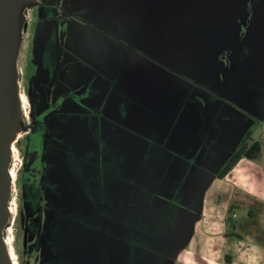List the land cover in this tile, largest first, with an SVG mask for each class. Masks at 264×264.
<instances>
[{
  "label": "rangeland",
  "instance_id": "obj_1",
  "mask_svg": "<svg viewBox=\"0 0 264 264\" xmlns=\"http://www.w3.org/2000/svg\"><path fill=\"white\" fill-rule=\"evenodd\" d=\"M22 1L4 264H130L124 238L151 247L147 264H234L264 245V0ZM87 88L89 114L69 101ZM249 139L261 158L221 178Z\"/></svg>",
  "mask_w": 264,
  "mask_h": 264
},
{
  "label": "bare ground",
  "instance_id": "obj_2",
  "mask_svg": "<svg viewBox=\"0 0 264 264\" xmlns=\"http://www.w3.org/2000/svg\"><path fill=\"white\" fill-rule=\"evenodd\" d=\"M0 5H7L9 8L10 11L9 17L6 21L2 22V25L11 26L13 33L9 40L10 47L8 51L10 52V57L5 60L4 65L0 68V131H1L0 134L9 136L10 121L15 108V101H17L18 99V97L16 96L18 91V82L14 80L13 65H14V57L19 47L18 46L19 28H20V24L22 23V19L19 16V12L24 11L25 5L22 0H0ZM1 151H0V158L2 153L5 152V148L2 147ZM2 184H3L2 175H0V196L2 191L1 188ZM3 220H4V215L2 214L0 208V228L3 224ZM1 247L2 246L0 244V248ZM0 264H4L3 258L1 256H0Z\"/></svg>",
  "mask_w": 264,
  "mask_h": 264
},
{
  "label": "crops",
  "instance_id": "obj_3",
  "mask_svg": "<svg viewBox=\"0 0 264 264\" xmlns=\"http://www.w3.org/2000/svg\"><path fill=\"white\" fill-rule=\"evenodd\" d=\"M237 114H238V112H237ZM236 118L238 119V115H236ZM246 119V121L247 122H250V120L249 119H247V118H245ZM236 119H235V117H234V119H232V121L230 122V123H232V126L234 125V123H236ZM250 140V139H249ZM248 140V141H249ZM248 141H245L244 143H246V142H248ZM243 143V144H244ZM260 143V142H259ZM242 144V145H243ZM261 145V144H260ZM261 153H262V145H261V150H260V152H259V155H258V158L260 159L261 158ZM257 158V159H258ZM256 159V160H257ZM234 169V168H233ZM253 211H251V213H252ZM254 216V215H253ZM135 233L136 232H134V234L133 235H135ZM151 235H152V233H150V237H151ZM242 237V236H241ZM229 238V237H228ZM138 239V238H137ZM137 239H135L136 240V243H134V251L137 253H139V254H142L144 257L142 258V256H141V259H139V258H136V259H134V260H129V262H130V264H147V263H149V261H150V259H145V257L147 256V255H145L144 253H145V250H147V249H150L151 251H152V249H151V247H149V248H144V247H147L146 245H144V244H140L139 243V241L137 240ZM241 239H243V237L241 238ZM130 240H132V239H128V238H124L123 240H121L120 241V244H122V243H125V246L126 245H128L127 243H128V241H130ZM137 242H138V244H137ZM238 242V240L236 239V241H235V243H237ZM129 245H132V244H129ZM125 248V247H124ZM252 251H254V252H252ZM138 253L136 254V255H138ZM150 255V257L153 259V261H155L156 259H155V257H156V253L155 252H150L149 253ZM200 260H201V258H199ZM228 261L229 262H232V263H234V264H264V245H262V244H259V243H257V244H252V248H248V247H246V250H244L243 251V254H242V256L241 257H239L238 259H236V258H233L232 256H229V258H228Z\"/></svg>",
  "mask_w": 264,
  "mask_h": 264
},
{
  "label": "flooded vegetation",
  "instance_id": "obj_4",
  "mask_svg": "<svg viewBox=\"0 0 264 264\" xmlns=\"http://www.w3.org/2000/svg\"><path fill=\"white\" fill-rule=\"evenodd\" d=\"M55 5H57V6H59L60 7V5H59V1L58 0H55L54 2H53ZM46 4V3H45ZM44 3L43 4H41L40 5V7H43L44 5H45ZM252 5H250V7H251ZM45 7H46V5H45ZM27 7L26 6H24V10L26 9ZM43 16V15H42ZM39 18V17H38ZM45 21V17L43 16V17H41L40 19H39V22H42V23H45L44 22ZM44 45V43H43V40L41 39L40 40V44H39V47H40V50H41V54H42V52H45L44 51V47L45 46H43ZM42 57H43V55H42ZM49 74L48 73H46V74H44L43 75V80L44 79H46V80H44V83L46 84V83H50L51 81H49L48 79H49ZM48 81V82H47ZM57 84H58V87H61L62 88V90L61 91H63V90H67V89H71V91H72V88L70 87V86H63L65 83L64 82H61L60 80H58L57 81ZM19 82H18V90H19ZM76 89V88H75ZM18 92V91H17ZM76 92V91H75ZM77 92H80L81 93V95H84L85 93H86V97H81V96H78V95H76L77 97H75L76 98V101H73V100H70L69 99V101H70V104L71 105H73L74 106V104H76V102L78 101V99H79V101H78V103H77V107H75L76 109L77 108H83L82 109V111L81 112H85V108H87V112H88V114L90 113V88H87L86 90H80V89H77ZM76 92V93H77ZM62 94H67V92H64V93H62ZM85 100H86V104H84L83 102H85ZM48 100H47V98H45L44 100H43V109L45 110L44 111V113H45V115H46V113H47V107H48ZM84 106V107H83ZM62 109H63V107H62ZM61 109V110H62ZM79 112H80V110H79ZM78 112V113H79ZM78 113L76 112V111H72L70 114H69V116H68V118L66 119L65 117H64V115H63V111H61V112H59L58 113V115L60 116V117H62V120H70L73 116H77L78 115ZM48 116L46 115V118H47ZM51 120H53V119H51ZM32 131L33 130H31L30 132H28V134H33L34 135V137H35V135H36V133H32ZM60 134H62L63 132H59ZM33 137V138H34ZM32 145H31V147H30V149L29 150H33V143H31ZM58 177V176H57ZM59 177H60V175H59ZM58 177V178H59ZM73 199H76V196L74 195V194H72L71 195V200H73ZM45 208H47V207H45ZM134 243H136V241H130V242H128L127 244H132V245H130L131 247H134L133 245H134ZM120 246L121 247H125V251L127 250V245L125 246V243H122V244H120ZM120 247V248H121ZM138 253V252H137ZM135 251H134V253H133V255H132V257H131V259L130 260H134V259H136L137 257H138V255H139V253H138V255H136L137 254ZM70 254V256H69V262L71 263V264H73V262H74V260L72 259V254L71 253H69ZM122 254H123V252H122ZM134 255L136 256V257H134ZM75 263H77V261L75 262Z\"/></svg>",
  "mask_w": 264,
  "mask_h": 264
},
{
  "label": "trees",
  "instance_id": "obj_5",
  "mask_svg": "<svg viewBox=\"0 0 264 264\" xmlns=\"http://www.w3.org/2000/svg\"><path fill=\"white\" fill-rule=\"evenodd\" d=\"M260 150L261 145L258 141L250 139L248 142L244 143L233 156L231 161L226 165L220 177L224 178L243 158L256 160L258 158Z\"/></svg>",
  "mask_w": 264,
  "mask_h": 264
},
{
  "label": "water",
  "instance_id": "obj_6",
  "mask_svg": "<svg viewBox=\"0 0 264 264\" xmlns=\"http://www.w3.org/2000/svg\"><path fill=\"white\" fill-rule=\"evenodd\" d=\"M4 9H8V6L7 5H0V14L3 13ZM2 17L3 16L0 15V22L4 20V19H2ZM2 34H3V31L0 32V38H1ZM9 55H10L9 51H7L6 49L4 51H3V49H0V68L4 65L5 60L9 58Z\"/></svg>",
  "mask_w": 264,
  "mask_h": 264
}]
</instances>
